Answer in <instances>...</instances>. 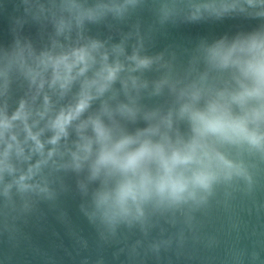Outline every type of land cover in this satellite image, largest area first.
<instances>
[{
	"label": "water",
	"instance_id": "obj_1",
	"mask_svg": "<svg viewBox=\"0 0 264 264\" xmlns=\"http://www.w3.org/2000/svg\"><path fill=\"white\" fill-rule=\"evenodd\" d=\"M253 37L264 38V0H0V116L24 102L28 123L39 120L33 132L44 129L37 150L16 122L24 151L10 157L15 172L0 174V264H264V143L211 137L239 174L221 173L209 190L182 199L151 186L126 211L116 199L125 176L108 169L93 176V158L83 159L78 148L81 135H93L90 125L82 132L78 125L97 116L116 136L187 142L185 105L204 110L220 94L241 91V83L252 86L237 65L213 61L210 50ZM93 43L96 63L86 77L106 54L108 64L119 66L116 79L53 145L47 120L36 112L45 95L53 111L72 102L85 77L61 95L58 86L49 87L51 70L40 60ZM36 73L46 81L43 89ZM262 104L249 99L243 110L231 107L243 115ZM122 105L132 112L121 113ZM249 127L264 134V121ZM147 167L157 174L154 164ZM21 174L28 176L24 189ZM102 193L106 204L99 203Z\"/></svg>",
	"mask_w": 264,
	"mask_h": 264
},
{
	"label": "clouds",
	"instance_id": "obj_2",
	"mask_svg": "<svg viewBox=\"0 0 264 264\" xmlns=\"http://www.w3.org/2000/svg\"><path fill=\"white\" fill-rule=\"evenodd\" d=\"M97 48L95 43L71 46L59 54L45 55L40 60L44 71L51 70L50 81H47L49 87L58 86L61 95L78 78L85 77L72 102L53 111L50 99L45 95L43 109L36 112L40 120H47L46 128L53 133L49 143L53 145L67 136V130L73 121L78 120L91 106V101L107 91L116 79L119 66L108 64L106 54L102 55L104 62L94 76L86 77L96 63ZM241 53L247 54V58L240 59ZM209 56L221 65H237L242 75L252 81V86L241 83V91L227 97L220 94L204 110L185 105L182 111L189 115L192 133L187 142L153 143L145 137V133L116 136L113 129L99 116L78 125V131L81 132L89 125L92 129V136L81 135L78 148L84 154L83 159L93 158V176L102 169L118 171L125 176L116 197L122 211L127 210L125 205L129 200L135 201L147 195L151 186L161 193L167 192L174 199H182L185 193L194 197L196 190H209L221 173L226 177H230L233 172L239 174L242 171L239 165L216 151L210 143L211 137L221 141L246 140L257 146L264 143V134L249 127L250 123L264 121V104L259 109L244 111L243 115H234L231 107L236 104L243 110L249 99L264 101V38L253 37L246 43L229 47L218 45L210 50ZM138 64L147 66L148 61L139 59ZM36 76H40L38 88L43 89L46 81L40 73H36ZM104 111L111 117L106 107ZM120 111L131 113L132 109L122 105ZM31 116L32 113L26 110L24 102L11 115L4 113L0 116V140L4 143L3 153L0 154V174L15 172L10 157L13 151L17 156L24 151L14 131L17 121L24 125L26 139L33 141L37 150L43 148L40 136L44 129L33 132L32 128L39 120H34L30 125L28 120ZM76 159L81 157L76 156ZM149 163L156 166V175L147 167ZM27 179L25 174L18 177L21 189L28 187L25 183ZM108 199V195L102 193L99 203L106 204Z\"/></svg>",
	"mask_w": 264,
	"mask_h": 264
}]
</instances>
